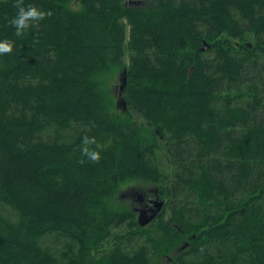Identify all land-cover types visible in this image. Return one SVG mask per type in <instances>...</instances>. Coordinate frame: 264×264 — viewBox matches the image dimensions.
Wrapping results in <instances>:
<instances>
[{
	"label": "trees",
	"instance_id": "1",
	"mask_svg": "<svg viewBox=\"0 0 264 264\" xmlns=\"http://www.w3.org/2000/svg\"><path fill=\"white\" fill-rule=\"evenodd\" d=\"M25 3L53 15L16 38L0 0V264H264V0ZM132 183L164 201L145 226Z\"/></svg>",
	"mask_w": 264,
	"mask_h": 264
},
{
	"label": "rangeland",
	"instance_id": "2",
	"mask_svg": "<svg viewBox=\"0 0 264 264\" xmlns=\"http://www.w3.org/2000/svg\"><path fill=\"white\" fill-rule=\"evenodd\" d=\"M70 6L72 8H78V3L74 2L71 3ZM123 74L121 75V71L117 70L112 75L105 77V89L106 91L113 97L114 101L116 102L118 111H120L122 107V101L124 100V93H125V80L123 83ZM123 86V87H122ZM122 87V88H121ZM146 194L145 197L151 196L153 199L156 200L158 197L157 191L152 188L151 185H144L140 183H132L126 186L120 187L118 190V201L120 203H125L131 210L133 211L134 208H140L142 201H140V196ZM157 195V196H156ZM143 199V198H142ZM125 201V202H124ZM143 208V207H142ZM163 209V207L161 208ZM136 220L138 218V211H135ZM150 213V212H149ZM147 212V214H149ZM152 222V221H151ZM150 222V223H151ZM149 224V223H148ZM187 243V242H186ZM183 243L177 246L171 253L168 255H161V256H154L150 262V264H174L173 257L180 253L181 251L186 250L187 244Z\"/></svg>",
	"mask_w": 264,
	"mask_h": 264
},
{
	"label": "clouds",
	"instance_id": "3",
	"mask_svg": "<svg viewBox=\"0 0 264 264\" xmlns=\"http://www.w3.org/2000/svg\"><path fill=\"white\" fill-rule=\"evenodd\" d=\"M14 6L16 8V15L10 23L15 29L14 35L16 38H22L27 35L29 29L38 26L40 21L50 18L53 15L51 10L46 11L35 4H26L25 0H14ZM15 46L16 42L11 38L0 40V56L10 55ZM92 145H96L97 148L99 147L96 144L95 137L84 136L81 140V153L88 160L99 163L101 154L92 148ZM83 162L82 160L81 163Z\"/></svg>",
	"mask_w": 264,
	"mask_h": 264
},
{
	"label": "water",
	"instance_id": "4",
	"mask_svg": "<svg viewBox=\"0 0 264 264\" xmlns=\"http://www.w3.org/2000/svg\"><path fill=\"white\" fill-rule=\"evenodd\" d=\"M205 44V43H204ZM208 48V45L205 44L204 47L201 48V50H204ZM123 83L124 80L126 79L125 77V70L123 71ZM126 83V81H125ZM123 87V86H122ZM121 87V88H122ZM122 106H125V101L121 100ZM164 201L160 199L159 197L156 198L155 203H154V208L150 210V214H147L145 210H141L138 214L137 222L140 226H145L151 221H153L156 218V215L161 211V208L163 206Z\"/></svg>",
	"mask_w": 264,
	"mask_h": 264
},
{
	"label": "flooded vegetation",
	"instance_id": "5",
	"mask_svg": "<svg viewBox=\"0 0 264 264\" xmlns=\"http://www.w3.org/2000/svg\"><path fill=\"white\" fill-rule=\"evenodd\" d=\"M145 195L146 194H143L142 196H140V201H142L140 203H141V206L143 208L142 207H140V208H134L133 209V212L134 213H136L135 211H138V213H139L141 210H145L146 212L149 213L150 210L154 208L155 199H153L151 196L145 197ZM156 217H157V215H156Z\"/></svg>",
	"mask_w": 264,
	"mask_h": 264
}]
</instances>
